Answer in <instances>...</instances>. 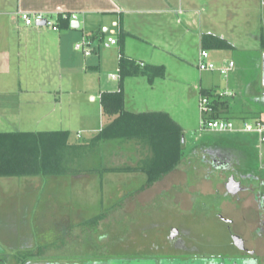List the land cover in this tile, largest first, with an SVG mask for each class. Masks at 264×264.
Segmentation results:
<instances>
[{
	"label": "crops",
	"instance_id": "crops-1",
	"mask_svg": "<svg viewBox=\"0 0 264 264\" xmlns=\"http://www.w3.org/2000/svg\"><path fill=\"white\" fill-rule=\"evenodd\" d=\"M195 1L197 0H0V133L26 132V121L32 120H36V123L43 120L44 128L38 130V127L28 126V132H69L75 121L77 129L95 136L103 123L100 95L118 92L120 88L124 96V109L127 112L165 113L180 127L183 134L193 132L197 127L199 130L196 102L198 103L201 83L198 87L192 83L191 89V82L187 83L186 68L182 65L189 62V65L196 64L198 69V53L203 49L201 36L212 34L224 38L234 46L230 50H214L218 52L216 54L218 57L221 56L216 58L218 61H214L216 65L220 66L226 61L234 62V68L228 73L229 76L222 79L218 77L220 82H226L225 79L229 77L237 79L240 72H244L245 65L243 68L240 67L238 61L240 56L251 55L250 51L253 48L251 45L248 47L245 45L249 50L240 52L237 49L238 42L245 44L248 40L238 41L236 38L237 41H234L232 35L226 36L229 34H225L224 27L220 26L228 24L229 19L210 20L212 17L203 13V10L209 8L210 2ZM263 5L264 3L259 6L260 30L264 29ZM235 7L230 5L228 8ZM245 8L249 12L248 15L250 14V19H255L258 9L255 1L247 0ZM19 12H41L50 16L74 13L78 16L76 22L79 23V27L72 29L69 26L58 32L52 31V34L43 33L31 26H23L17 17ZM214 15H217V12H214ZM250 19L245 21L249 22ZM114 23L117 24V28L113 27ZM216 25L222 28V31L212 29ZM86 37L91 40L90 47L93 51L88 58H85L80 50H78L80 54L75 53L76 44ZM109 37L115 38L117 45H108L106 39ZM251 39L254 44L259 41L257 35H251ZM237 50L241 55L235 54ZM207 51L211 61L210 53L213 50ZM119 56L135 64L141 62L144 67L137 68V72L126 68L123 72L126 75L122 79ZM27 57L33 66L30 73L33 76L23 80V69L19 66ZM261 59L262 53L249 56L246 62L251 71L257 73L261 71ZM149 67H161L162 75L149 78L140 73ZM200 72L218 75L217 72ZM109 74H119L120 79L110 80ZM112 81H117V86L112 85ZM185 86L189 92H186ZM72 88L74 91L85 88L86 91L82 92L80 97L79 92H76L78 98H73L72 92L67 102V108L70 110L68 116L58 114V117H55L54 113L61 111L64 105L60 94ZM206 89L207 92L230 94L227 86L224 90L215 86ZM40 109L45 112L37 115ZM250 113L253 114L252 118L256 116V119L261 117L264 111L252 108ZM221 116L233 120L236 124L247 118L245 115L225 117L223 111ZM65 120H68L66 125L64 123L55 127ZM9 122H12V125H15L13 122L26 123L21 128L8 125ZM195 124L196 128H193ZM200 132L199 136L211 135L210 138L219 137L247 146L254 145L246 140L244 135L257 138L255 134L237 131L226 134ZM181 168V164L176 166L155 184L162 185L172 176L178 178L173 173L181 172ZM6 178L13 177H0V181ZM185 187V190L193 191L188 184H185ZM144 191L146 189L141 192Z\"/></svg>",
	"mask_w": 264,
	"mask_h": 264
},
{
	"label": "flooded vegetation",
	"instance_id": "flooded-vegetation-1",
	"mask_svg": "<svg viewBox=\"0 0 264 264\" xmlns=\"http://www.w3.org/2000/svg\"><path fill=\"white\" fill-rule=\"evenodd\" d=\"M257 32L258 43L250 39L237 46L251 45V55L263 54L264 29ZM253 72L243 95L249 94L245 98L250 106L264 111L262 73ZM209 136L197 137L188 148L181 141L180 170L193 191L185 190L180 198L172 192L108 194L106 199L113 202L89 220L83 232L89 241L80 255L73 249L68 261L25 256V262L20 259L15 264H111L113 259L120 264H264L263 148ZM50 205L41 214L56 211ZM100 227L103 239L92 242L90 235ZM60 247L63 254L65 247ZM47 250L43 246L37 256ZM0 264L9 263L1 260Z\"/></svg>",
	"mask_w": 264,
	"mask_h": 264
},
{
	"label": "rangeland",
	"instance_id": "rangeland-1",
	"mask_svg": "<svg viewBox=\"0 0 264 264\" xmlns=\"http://www.w3.org/2000/svg\"><path fill=\"white\" fill-rule=\"evenodd\" d=\"M208 1L210 2L209 8L203 10V13L205 15H209L212 17V19H208L213 21H219L222 19L227 20V18L229 19L228 24L220 26L224 27L226 31L225 34H229L226 36L230 37L232 35L234 41H237V39L239 41L246 39L250 40L251 35H257V29L261 26L259 17L261 11L259 9V6L264 3V0H254L256 6L258 7V9L256 10L257 14L255 19H250V14L248 15L249 12L245 8L247 0ZM252 1L253 0H251V2ZM196 2L200 1L197 0L195 1V3ZM227 5L228 7H230V5H234L236 7L234 9H229ZM214 12H217V15H214ZM230 13H232V15H230ZM245 19H250V21L246 22ZM48 21L49 25H46L44 27H37L35 24L31 27L33 29L40 30V32L52 34L50 25L54 23V19L52 17H48ZM20 22L23 26H25L22 21ZM220 27L216 25L212 29H216V31H222V28ZM237 49L240 52L249 50L247 47L241 45L237 46ZM238 50L235 53L237 55L240 54ZM231 52L234 51L231 50ZM75 53L80 54L81 52L76 50ZM217 53V51H212L210 53L211 61H218L216 60V58H221V56L218 57V55H216ZM249 56L251 55L247 54L246 57L240 56V61H238V65L240 67L243 68V65H245L246 69L244 70V72H240V74L237 76V79L235 77H229V79H225L226 82L219 81L220 79H222L219 74L213 75L211 73L200 72L197 69L196 64H193V66L189 65V62H185V65H182V67L186 68L185 70L187 83L191 82L190 87L192 83H195L196 87H198L199 83H201V87H199V93L207 91L206 88L212 86H215L220 90H224L227 86L230 95L226 100L224 99L223 114L225 117L245 115L247 117L246 120L252 121V119H255L256 116L252 118L253 114L250 112L253 107L247 103V99L245 98V96L249 98V94H246L245 96L243 95V86L254 76L248 66V62H246ZM28 60L29 59L27 57V59L25 61H22V64H20L19 66V68L23 69V80H26L29 77L33 76V74H30L32 72L31 69L33 66L30 62H28ZM138 68L140 67L138 66ZM218 77L221 78L218 79ZM116 84L117 81H112V85ZM185 88L186 92H189L188 87L185 86ZM85 91V88L80 91H74V89L72 88L66 93L62 92L60 94V98L64 101V105L61 111H56V113H54V115L56 114L55 117H58V114H63V117L64 114L68 116V112H70V110H68L67 108V102L70 100V94L73 92V98H78L76 92H79L78 96L80 97L82 92L84 93ZM114 92L116 91H113V93ZM38 112L39 113H36L37 115L41 112H45V110L40 109ZM196 114L197 120L199 121L200 119L198 109ZM41 116L42 115H40L39 117L41 118ZM67 121L68 120L62 121L55 127L57 128L59 125H63L64 123L66 125ZM26 122V132H28V126H32L34 128L38 127V130L44 128L43 120H40L37 123L36 120ZM26 122L13 123L16 126H21L22 128L24 123ZM9 123L10 124L8 125H12V122ZM29 123L30 125H28ZM74 124L75 125L73 127L70 126L69 130V140L71 142L75 144L85 143L86 141H90L94 137L93 134L90 135L91 133L85 134L77 129L75 121ZM193 128H196V124L195 126H193ZM200 134L201 132L198 130V127L193 132H187L186 134L182 133L184 147H190L195 139L194 137L199 136ZM88 135L93 137L91 138ZM243 137L251 144L256 146L257 149L258 147H262L263 152H261V154L264 158V145L260 146L257 138L255 137L253 138L252 136L248 135H244ZM134 149L137 150L132 141L123 144L122 147H116L114 149H110V147H107L105 149L106 155L104 158L106 167L111 168L113 166L122 164L124 166H134ZM136 157H138V154L136 155ZM173 175L178 178H174L171 175L172 177L168 178L167 181L163 182L162 185L155 184L152 186V188H147L146 191L142 193L153 194L159 192H172L176 194L175 196L177 198H180V194H183L186 188L185 173L177 172L175 174L173 173ZM70 177L71 176L57 179L42 176L13 177L2 179L0 181V248L2 250L0 254L1 256H6H2L0 258V261L6 260L9 264H15L20 259L25 262V256L35 260L39 259V257H43L44 259L54 261H65V259L66 261H68V257L74 256V253H71V250L73 249H76L78 252L77 255H80L79 250L82 249L81 247H83L85 243L89 241V238H86L83 234V232L87 228H89V220L94 218L97 213L105 212L113 202L107 200L106 196L108 194L111 195L113 193H128L130 191L138 193L140 191H143V189L139 190V188L145 183L146 180L141 173L132 172L106 173L104 175H101L100 177L98 175L90 174H84L82 176L79 175L74 178ZM101 193H103L104 195H102ZM50 203L53 204V209L56 211L48 209L41 214L42 208L45 207V205L51 206ZM117 203H119V201H115V204ZM103 231L104 229L100 227L99 230L97 229L95 232H93L90 235L92 242L103 239ZM65 232L70 235L68 239H65ZM115 232L118 231L116 230ZM59 245H64L65 247L64 250H62L64 251L63 254L59 253L60 249L63 248H57ZM43 246H48L50 250L45 251V253L40 252V254L37 256V252L41 248H43ZM113 251L114 250H112V252ZM115 252L120 253L121 251L118 250ZM117 255L118 254H115V256ZM87 256L90 259L96 258V256L93 254H88ZM118 256L121 257L120 255ZM114 260L117 259L111 260V264H120L119 261Z\"/></svg>",
	"mask_w": 264,
	"mask_h": 264
},
{
	"label": "trees",
	"instance_id": "trees-1",
	"mask_svg": "<svg viewBox=\"0 0 264 264\" xmlns=\"http://www.w3.org/2000/svg\"><path fill=\"white\" fill-rule=\"evenodd\" d=\"M69 25L59 18L60 29L69 28ZM201 45L203 50L209 51L232 48L226 40L212 34H203ZM120 65L122 79L126 68L138 71L137 64L122 56ZM162 71L161 67H149L140 73L151 78L161 76ZM204 93L210 94L209 91ZM99 103L103 121L101 130L85 143L71 142L67 131L0 133V177L42 176L57 179L84 174L100 177L106 173L132 172L145 176V183L139 188L144 190L179 165L183 150L182 130L167 114L127 112L121 88L118 92L101 94ZM223 104L219 99L214 100L213 119L221 117ZM129 141L137 148L133 154L135 165L107 168L105 149L122 147Z\"/></svg>",
	"mask_w": 264,
	"mask_h": 264
},
{
	"label": "built area",
	"instance_id": "built-area-1",
	"mask_svg": "<svg viewBox=\"0 0 264 264\" xmlns=\"http://www.w3.org/2000/svg\"><path fill=\"white\" fill-rule=\"evenodd\" d=\"M17 17L23 22L25 26H32L39 20H45L46 25H49L48 17L54 19V23L50 25L51 30L57 32L60 30L58 26L59 18L63 21H67L69 24L76 22L78 19L77 14H54L52 16L48 14H43L41 12L28 13L19 12ZM70 26V25H69ZM113 27L117 28V24H113ZM106 42L108 45H117V40L115 38H107ZM91 40L89 38H83L80 43L75 46L76 50H80L85 58L92 55L93 51L91 49ZM121 56H119V59ZM139 67H144L143 63H137ZM234 68L233 61H226L222 65H216L214 62L209 60V53L207 50L201 49L198 53V69L199 71H209L217 72L221 77H227L228 73ZM108 78L110 80H119V74H109ZM230 95V94H229ZM228 93L223 92H210V94H205L204 92L199 93L197 109L199 112V130L203 132H213L217 134H226L232 132H243L251 133L257 136V140L260 144H264V116L249 120H240L236 124L233 120L224 117H219L213 119L211 116L214 113V100L219 99L223 101Z\"/></svg>",
	"mask_w": 264,
	"mask_h": 264
},
{
	"label": "water",
	"instance_id": "water-1",
	"mask_svg": "<svg viewBox=\"0 0 264 264\" xmlns=\"http://www.w3.org/2000/svg\"><path fill=\"white\" fill-rule=\"evenodd\" d=\"M37 27H44L46 26V21L45 20H39L35 23ZM70 27L72 29H77L79 27L78 22H72L70 24ZM261 73H262V81L264 82V53L262 54V59H261ZM183 142V140H181Z\"/></svg>",
	"mask_w": 264,
	"mask_h": 264
}]
</instances>
